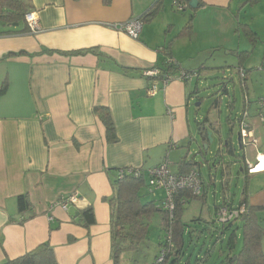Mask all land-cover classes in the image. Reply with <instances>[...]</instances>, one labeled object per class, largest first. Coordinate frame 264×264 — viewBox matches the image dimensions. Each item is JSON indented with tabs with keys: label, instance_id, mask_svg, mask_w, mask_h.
Listing matches in <instances>:
<instances>
[{
	"label": "crops",
	"instance_id": "0c3cea01",
	"mask_svg": "<svg viewBox=\"0 0 264 264\" xmlns=\"http://www.w3.org/2000/svg\"><path fill=\"white\" fill-rule=\"evenodd\" d=\"M245 1L197 0L195 9L188 3L180 11L173 0H23L26 13H36V34L24 21L0 22V263L48 243L57 264H112L108 199L120 168H140L148 182L147 170L152 167L165 163L169 170L175 169L172 174H183L187 169H180V163L192 161L205 194L202 204L207 203V191L213 196L210 221L218 205L238 204L240 197L238 202L230 198L221 124L211 111L203 117L197 114L192 104L194 80L205 74L201 70L229 57L244 69L249 52L241 39L247 38L250 47L257 40L241 22L245 4L255 0ZM157 2L159 8L142 22L136 39L113 28L141 18ZM191 15L190 34L179 36ZM170 62L179 67L175 78L147 96L152 82L144 72L165 70ZM181 70L190 71L189 80L176 78ZM237 76L240 83L238 72ZM236 101L228 99L225 105L227 128L244 111L257 142L239 147L244 167L257 152L264 154V127L248 98ZM219 103L211 109H218ZM95 108L108 109L116 142L106 140ZM211 123L218 131L212 133L218 145L206 153L202 147L208 142L199 136L198 127L208 129ZM234 126L240 129L237 122ZM244 168L240 171L246 178ZM251 177L247 205L264 208V171L248 180ZM158 191L147 197L157 207L164 198ZM24 194L31 209L20 214L16 199ZM71 195L77 201L63 210L59 201ZM87 209L93 212L94 224L85 228L77 220ZM237 238L235 253L240 248L239 231ZM127 256L122 262L128 261Z\"/></svg>",
	"mask_w": 264,
	"mask_h": 264
},
{
	"label": "trees",
	"instance_id": "16d2710c",
	"mask_svg": "<svg viewBox=\"0 0 264 264\" xmlns=\"http://www.w3.org/2000/svg\"><path fill=\"white\" fill-rule=\"evenodd\" d=\"M177 1L180 4H188L190 2V0ZM252 1L253 0H246L245 2ZM158 6L159 2L155 3V5L140 18L141 21L144 22L153 17L155 12L159 8ZM25 14L26 9L23 0H0L1 23H22L24 21ZM192 17L193 15L189 16L188 23L178 34L179 36H188L190 34V31L192 29ZM248 35L252 38V40H256L253 33L249 32ZM178 68L179 67L177 66V64L169 65L165 70L159 69L162 73L160 78L153 79L148 77L147 79L151 80V82L160 81L165 76V74L174 76L173 73L177 72L179 70ZM241 69L245 72L247 76L248 71L244 70L242 68V65L239 64V66L237 67V72ZM179 72H186L187 74L190 73V71L182 70ZM198 72L199 71H197V73ZM246 76L244 79L239 77L241 86H243V88H246ZM4 90L5 85L2 86L1 93H3ZM223 92L228 96L226 89ZM262 98H264V96ZM259 99H257L256 101V116L258 118L262 114V110H264V108L260 109L258 106ZM215 103L216 102L213 103V106L216 105ZM243 113L244 111L242 112V114ZM94 114L98 117V119L105 128L106 140L109 143L116 142L117 138L115 135V126L108 109L95 108ZM242 119V116L231 119V123L229 125V132L221 150V152H224V154L228 157L236 156V147L235 145H233V140L231 136L234 123L237 122V124L239 125ZM205 122H208V119H205ZM209 126L210 127L208 129L203 127L202 124L198 127L199 136H201L206 143L208 142L207 131H211L213 134H216L218 132L214 128L213 123L209 124ZM239 147H242L241 141L239 143ZM215 154L217 156V154H219V151H217ZM179 167L180 169L185 167L187 169V172L192 169L197 170L198 177L200 180V195L192 196L191 192L187 190L178 191L173 198L174 211L172 212V215H170L169 212L166 211L162 206L163 199L160 200L159 207L156 206L154 200L147 201V197H150L153 194L149 193L148 183L144 180L143 177L135 178L133 175H124L123 178L119 179L117 177V174L115 175V180L113 182V193L108 199V203L111 208L110 258L112 264H121L122 257L124 255L131 254L138 249L140 243L144 241L148 235V222L154 212L160 213L162 227L165 231V238L166 231L169 230L171 234V243L173 244V250L170 254L167 255L164 264H190L189 259H186L185 262L181 263L186 239L188 238V240L191 241L192 236L194 234V230L190 228L188 224L182 221L184 205L190 201H200L201 203H203L205 201V194L202 190V182L200 179L199 171L196 168V163L192 161L185 163V161H182ZM244 167L247 177L244 178L245 182L242 188L238 204L234 207L226 204L218 205L216 207L215 219L210 222H207V227H215V230L218 233L216 237L217 241L221 243L225 241V243L223 244L224 250L220 251L222 253L220 257V264H264V251L262 249V240L264 239V228L262 227L261 217L259 216V214L264 211V208L257 209L249 207L247 205V188L249 174L247 173L246 165H244ZM124 169L127 168H120L117 170V173L118 171H123ZM140 170L142 171V169ZM16 203L18 212L20 214L27 212L31 209V204L27 194L18 196L16 199ZM241 205H245L246 207L245 214L227 223L218 222V210L222 206H227L228 209H236ZM77 221L79 225L85 228L92 226L94 224V215L92 210L87 209L86 211L81 213ZM236 223H239V225L235 226ZM238 231L240 232V248L238 252L235 253V249L238 243ZM224 236L225 239L223 238ZM165 238L164 241L160 243L159 249L164 245ZM0 264L57 263L53 248L48 243H44L15 259H6Z\"/></svg>",
	"mask_w": 264,
	"mask_h": 264
},
{
	"label": "rangeland",
	"instance_id": "374dc122",
	"mask_svg": "<svg viewBox=\"0 0 264 264\" xmlns=\"http://www.w3.org/2000/svg\"><path fill=\"white\" fill-rule=\"evenodd\" d=\"M240 16L242 19L241 22H245L244 24L250 28L257 39L256 42L252 44L253 47L249 46L251 43L247 38L241 39L242 43H246L249 52L245 55L244 59V69L249 70V74L245 81L246 90H242L237 72L234 70L237 67V60L235 57H229V61L219 63L218 65L214 64L203 71L201 70V72L205 74L202 75L199 80L198 78L194 80L197 90L192 109L202 117L211 111L217 123L219 122L221 124L224 140L229 132L225 120L227 116L225 105L228 99H235L239 104L243 103V100L248 98L250 107H253L254 114H256V101L264 96V0H255L253 4L246 3ZM1 26L2 24L0 23V28ZM20 26H22V24H20ZM230 78H232L233 81H230ZM225 89L228 96L223 92ZM214 102L219 103L218 109H211ZM238 131V127L234 126L231 137L235 143L236 156L228 157V165L226 166L231 176L229 182L230 198L235 199V202H238L241 193L240 190L243 188L245 182L243 172L240 171L244 168L241 161V151L238 149L236 143ZM217 140L216 138L215 142L212 143V147L218 145ZM199 161L200 165H202V159ZM250 163H254L253 158L250 159ZM169 171L175 172V169L170 168ZM201 173L205 179L208 178L205 169H202ZM218 176H221V172H218ZM252 179L253 177L249 178L248 184ZM160 196H162V194L158 191V198ZM206 198L207 203L205 204H202L200 201H191L183 212L182 220L194 230V234L191 241H189L188 238L186 239L181 263L185 262L186 259L190 260V264L221 263V259L218 255L221 250H224L223 244L225 241L222 243L217 242L216 237L218 233L215 227H207V222H210V219H212L214 201L212 194L208 193V191L206 193ZM208 210L210 212V217L207 215ZM262 216L263 219L261 224L264 228V213ZM199 217H202L205 221H198L197 218ZM164 238L165 231L162 227L161 215L159 212H154L148 222V235L146 239L140 243L135 252L128 254V261L122 262L121 264H153L159 253V245L164 241Z\"/></svg>",
	"mask_w": 264,
	"mask_h": 264
},
{
	"label": "built area",
	"instance_id": "2783aa9c",
	"mask_svg": "<svg viewBox=\"0 0 264 264\" xmlns=\"http://www.w3.org/2000/svg\"><path fill=\"white\" fill-rule=\"evenodd\" d=\"M173 7L181 11L185 8V4H180L177 0H173ZM24 22L26 23L31 34H36L39 31L38 19L35 12L26 13L24 16ZM113 28L121 33L126 34L132 39H136L142 28V21L140 18H134L120 25H116ZM170 64L172 65L174 63L170 62ZM238 73L240 78H245L246 74L242 69L239 70ZM189 74H187L186 72H180L176 78L182 81H187L190 79ZM161 75L162 73L159 69H151L144 72L145 77L153 79L160 78ZM164 77L160 81L152 82L150 87L146 90L147 96H154L159 90V85H161V87H165L170 81L175 78V76L166 74ZM258 106L260 109L264 108V98L259 99ZM246 117V113H243V119L239 124V136L241 144L242 146H246L247 144L256 146L257 142L253 136V130L250 128ZM259 121L264 127V116L262 114L259 116ZM170 146L172 145L170 144ZM262 162H264V154L257 152L254 163H246L247 173L249 175H252L263 172L264 167L260 170H257V167H259ZM147 174L149 193L154 194L157 190H161L164 192L162 206L166 211L169 212L170 215H172V212L174 211L173 198L178 191L187 190L191 192L192 196L200 195V180L196 169H192L185 174H172L169 171L167 165L165 163H162L148 169ZM124 175H133L135 178H139L143 177V172L140 170V168H127L123 171H118L117 173V177L119 179L123 178ZM76 201L77 197L75 195H71L69 197H63L62 200L59 201L58 205L63 210H66L70 204H74ZM231 209H228L227 206H222L218 210L217 218L219 223L230 222L233 219H237L239 216L246 213L245 205H241L236 209ZM172 250L173 244L171 243V234L170 231L167 230L164 245L160 247L158 256L156 257L153 264H164L167 255L170 254Z\"/></svg>",
	"mask_w": 264,
	"mask_h": 264
},
{
	"label": "water",
	"instance_id": "95a60500",
	"mask_svg": "<svg viewBox=\"0 0 264 264\" xmlns=\"http://www.w3.org/2000/svg\"><path fill=\"white\" fill-rule=\"evenodd\" d=\"M189 7L192 9H195L197 7V0H190L189 2ZM207 138H208V144H204L202 147V150L204 152H208V147H210L214 141V138L212 137V132L211 131H207ZM237 145L239 147V143H240V136L239 134H237Z\"/></svg>",
	"mask_w": 264,
	"mask_h": 264
},
{
	"label": "bare ground",
	"instance_id": "6f19581e",
	"mask_svg": "<svg viewBox=\"0 0 264 264\" xmlns=\"http://www.w3.org/2000/svg\"><path fill=\"white\" fill-rule=\"evenodd\" d=\"M264 167V162H262V164L259 166V167H257V170H260V169H262Z\"/></svg>",
	"mask_w": 264,
	"mask_h": 264
}]
</instances>
